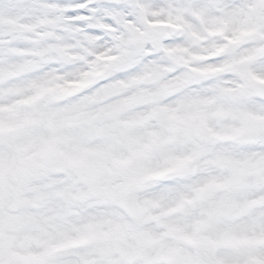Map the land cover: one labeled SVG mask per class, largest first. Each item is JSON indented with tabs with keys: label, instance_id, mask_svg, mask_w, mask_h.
Instances as JSON below:
<instances>
[{
	"label": "snow or ice",
	"instance_id": "1",
	"mask_svg": "<svg viewBox=\"0 0 264 264\" xmlns=\"http://www.w3.org/2000/svg\"><path fill=\"white\" fill-rule=\"evenodd\" d=\"M0 264H264V0H0Z\"/></svg>",
	"mask_w": 264,
	"mask_h": 264
}]
</instances>
